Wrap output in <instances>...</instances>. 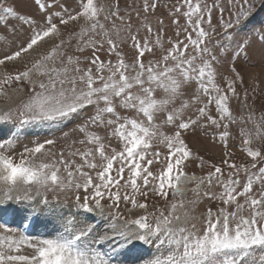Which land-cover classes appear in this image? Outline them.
Masks as SVG:
<instances>
[{
  "label": "snow or ice",
  "instance_id": "1",
  "mask_svg": "<svg viewBox=\"0 0 264 264\" xmlns=\"http://www.w3.org/2000/svg\"><path fill=\"white\" fill-rule=\"evenodd\" d=\"M262 12L0 3V264H264Z\"/></svg>",
  "mask_w": 264,
  "mask_h": 264
},
{
  "label": "rangeland",
  "instance_id": "2",
  "mask_svg": "<svg viewBox=\"0 0 264 264\" xmlns=\"http://www.w3.org/2000/svg\"><path fill=\"white\" fill-rule=\"evenodd\" d=\"M0 3H4V0H0ZM20 10H24L23 9V5H20ZM264 21V12H262L259 16L256 17V21H254V23H259ZM262 79V83H261V89L264 90V75L261 76ZM246 81H247V77H246ZM249 99L251 100V97H249ZM259 99L257 100V103L259 104ZM0 103H3L2 101H0ZM196 148L201 150L202 154L206 153V150L201 148V146L199 144L194 145ZM218 149H213L212 152L207 153L206 154V158L212 159L215 158V156L213 155V153L217 152ZM190 171H196L199 172V169L196 167L195 164H193L192 168L190 169ZM199 211H203V206H201V208L199 209Z\"/></svg>",
  "mask_w": 264,
  "mask_h": 264
}]
</instances>
